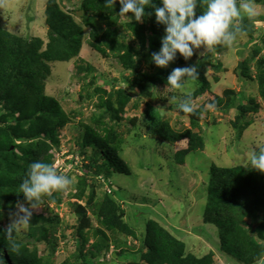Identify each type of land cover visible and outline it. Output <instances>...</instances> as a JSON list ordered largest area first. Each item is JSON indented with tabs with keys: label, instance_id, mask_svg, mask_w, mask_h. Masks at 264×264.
I'll return each mask as SVG.
<instances>
[{
	"label": "trees",
	"instance_id": "1",
	"mask_svg": "<svg viewBox=\"0 0 264 264\" xmlns=\"http://www.w3.org/2000/svg\"><path fill=\"white\" fill-rule=\"evenodd\" d=\"M105 3L106 0H83L78 10L82 11V22L79 23L73 14L63 10L55 0H49L46 12L47 23L50 26L47 43L38 37L14 35L0 25V220L3 219L2 210L9 203L15 206L14 204L22 202L28 206L23 194H19V185L30 164L37 160L54 163L56 156L52 151L60 145L61 130L71 123L72 116L82 114L76 111L66 112L55 97L46 93V86L51 76V64L68 63L80 53L86 35L85 27L90 29L87 35L89 46L101 55H112L121 65L122 75L129 73V77L122 76L129 90H138L148 96L159 95L162 102L169 101L174 95V89L171 86L167 88V78L173 69L160 68L152 62L151 67L154 71L151 73L144 72L141 67L144 60L151 59L152 53L160 50L165 26L156 23L153 13L150 17L146 16L143 22L133 20L124 23V30H121L118 27L120 20L118 13L121 7L118 0L115 8L107 7ZM153 3L163 6L161 0H153ZM205 10L206 5L203 4V0H199L197 16L203 14ZM131 15L129 13V16ZM103 23L107 25L106 29H103ZM239 26L242 33H249L251 37L254 35L245 21ZM128 35L138 43L137 48L123 40ZM252 49L249 60L241 64V68L244 69L242 73L251 79L253 76L247 64L255 60L260 47L254 45ZM189 61L178 55L174 63L186 65ZM207 63L206 57L199 59L200 86L190 95L197 111L194 114L181 112L190 116V128L177 131L169 122L160 119H156L150 128L155 136L171 144L187 143V147L175 153V161L178 165H184L190 153L203 151L206 146V133L202 128L201 118L206 95L212 96L211 84L205 77ZM75 67L78 73L85 72V76L92 71L90 66L86 67L82 64H76ZM254 79L258 84L259 95L264 99V57L255 66ZM89 83L97 85L94 79ZM94 93L100 95L96 107L102 113L91 117L92 125L80 124L85 130L80 144L81 154L85 158L90 156L91 164L95 166L93 176L96 179L101 175H105L104 178L108 179L111 172L128 175L130 171L127 165L118 157L119 137L106 122V118L111 116L112 121L122 120V114L131 102L130 93L123 88L116 90L113 88L109 93L105 86H97ZM226 94L231 98V102H239L240 114L236 117L233 126L239 128V133H242L246 129L241 126L242 116L250 111H258L260 106L246 105L245 101L248 98L245 91L239 93L227 91ZM92 96L87 94L88 98ZM225 99L214 95L212 102L220 107L225 103ZM249 101L254 103L252 99ZM194 129H198V132ZM88 148L92 149L89 156ZM100 161L102 164H99ZM84 172L85 177L80 178L74 197L78 200L87 198L88 208L83 205L78 206L81 216L88 219L87 210H89L103 226L94 232V236L103 238L102 243H95L87 254L83 252L89 241L83 232L86 227L85 225L79 227L78 234L83 244L76 258L80 255L83 262L91 263L100 257L101 248H108L104 242L108 233L132 238L136 237L137 233L124 220V210L113 197L116 192L111 196L112 190H110L102 199H97L96 185H91L89 181L91 174L87 170ZM58 173L61 174V171ZM58 197L59 192L45 196L42 206L48 203L59 204ZM241 198L247 207L238 209L236 203L240 202ZM258 210L262 213H258ZM243 216L259 219L256 237L242 226ZM39 221L43 223L38 225ZM55 222L56 218L53 217L33 215L29 234L24 236V239L19 235L15 241L20 244L19 253L10 251L13 242L6 239L3 235L5 228L0 227V251L5 264L48 263V260L38 256L36 249L31 250L30 247L32 244L46 241H49L50 245L55 234L53 231ZM204 223L215 225L217 230L219 229V243L211 241L212 248H209L211 250L208 254L198 257L188 250L187 242L174 236L158 221L148 220L145 238L147 251L144 252V248L140 249V260L142 259L144 264H216L217 249L227 263L255 264L256 258L264 252V244L257 238L264 241V172L246 169L240 165L235 167L214 165L211 169ZM49 248L50 254L54 255L56 246L51 245ZM63 264H70L69 260Z\"/></svg>",
	"mask_w": 264,
	"mask_h": 264
},
{
	"label": "rangeland",
	"instance_id": "2",
	"mask_svg": "<svg viewBox=\"0 0 264 264\" xmlns=\"http://www.w3.org/2000/svg\"><path fill=\"white\" fill-rule=\"evenodd\" d=\"M55 1L63 10L73 14L77 22H82V11L78 10L83 0ZM48 2L49 0H3V4L0 5V25L14 35L38 37L47 43L50 29L46 13ZM253 2L256 15L251 19L245 17L242 21L248 24L254 35L251 37L249 33H242L233 47H218L214 55L208 54L211 56L208 58L205 77L211 84L212 96L206 95L204 105L212 102L214 95L226 98V101L214 112H203L201 122L206 133L205 149L190 153L184 165L176 163L175 153L187 147V143L171 144L155 136L150 128L156 119H160L169 122L175 130L183 131L191 126L190 116L183 115L169 101L162 102L159 95L148 96L138 90H129L126 82L122 80V76L129 77V73L122 75V67L112 55H101L89 46L87 36L89 28L85 27L86 35L82 49L75 59L68 63L51 64V76L48 78L46 93L55 97L66 112L76 111L82 114L72 116L71 123L60 132V145L52 151L56 156L54 163L57 171L74 178V182L67 191L59 192V204L48 203L34 210L33 214L56 218V224L53 225L55 234L50 245L49 241H46L32 244L30 247L31 250L36 249L42 259L48 260L45 264H63L68 260L70 264H144V261L140 260V249L144 248V252L147 251L146 223L151 219L158 221L174 236L187 242L188 250L198 257L208 254L211 250L209 248H212L211 241L219 243V229L217 230L215 225L204 223L211 169L214 165L239 166L258 144H264V99L259 95L258 84L254 79L255 66L264 57V0ZM242 21H238L239 25ZM126 22L129 20L120 18L118 27L124 30ZM102 27L106 29L107 25L103 23ZM123 40L135 48L138 47V43L134 42L130 35ZM254 45H258L260 51L255 60L247 64L253 76L251 79L242 73L244 69L241 68V64L249 60ZM201 52H204L203 48L186 65L173 62L168 68L197 65L199 59L205 57L200 55ZM76 64L90 66L92 71L87 76L85 72L78 73ZM141 67L144 72L154 71L151 59L144 60ZM93 79L97 85L89 83ZM97 86H105L109 93L113 88L115 90L123 88L130 93L131 102L122 114V120L112 121L111 116L106 118V122L119 137L118 157L127 165L130 171L128 175L111 172L108 179L104 178L105 175L96 179L93 176L95 166L89 159L92 149L88 148L89 158L81 154L80 144L85 130L80 124L92 125L91 117L102 113L96 107L100 96L94 93ZM199 86L198 80L189 83L183 94L174 89L173 96L180 102L194 93ZM227 91L235 93L245 91L248 98L245 104L260 106L258 111H250L242 116L241 126L246 128L242 133H239V128L233 126L240 114L239 102H231ZM88 93L93 96L88 98ZM251 99L254 101L253 104L249 101ZM194 131L198 132V129ZM99 164H102V161ZM85 170L91 174L90 184L96 185L97 199H102L110 190L111 196L116 192L113 197L124 210V220L137 233L134 238L108 233L107 239H104L108 248H101L100 257L91 263L83 262L80 255L76 258L83 244L78 234L81 225H85L83 232L89 239L84 247L85 254L95 243L103 241L101 236H94L95 230L103 227L97 217L87 210L88 219H85L79 211V205L88 208L87 198L78 200L74 197L80 178L85 177ZM14 205L9 203L2 210L3 219L0 220V227L6 229L12 223L11 216L17 210V203ZM246 205L242 198L236 203L238 209L245 208ZM258 213L262 212L258 210ZM242 219H244L242 226L256 237L259 219L248 216H243ZM38 223L40 225L43 222ZM29 232L30 228L20 235L24 239ZM257 238L264 244L263 240ZM51 245L56 246L54 255L50 254ZM216 252V264H231L225 262L217 249Z\"/></svg>",
	"mask_w": 264,
	"mask_h": 264
},
{
	"label": "clouds",
	"instance_id": "3",
	"mask_svg": "<svg viewBox=\"0 0 264 264\" xmlns=\"http://www.w3.org/2000/svg\"><path fill=\"white\" fill-rule=\"evenodd\" d=\"M121 19L143 22L146 16L153 13L156 23L165 26V34L161 38V48L153 52L151 62L160 68H168L179 56L189 61L197 55L207 59L214 55L218 47L231 48L242 29L238 21L245 17L251 19L256 15L253 0H203L206 10L197 16L199 0H161L163 6H157L153 0H118ZM3 0H0V5ZM117 0H106L105 6L114 7ZM152 9V11H146ZM129 13L132 15L129 16ZM211 54V55H208ZM199 79L198 64L190 67L174 68L167 78V88L179 90L181 94L189 85ZM184 114H194L197 109L190 96L178 102L177 97L169 99ZM217 104L213 101L204 105L205 112L215 111ZM246 169L264 172V144H258L247 159L240 165ZM74 178L59 174L55 163L40 160L32 162L25 177L19 185V194H23L28 206L18 202L16 212L12 214V223L4 230V236L12 241L10 251L19 253L20 244L16 243L18 236L31 225L34 210L42 208L45 196L53 192L67 191ZM0 264H5L0 251ZM255 264H264V252L256 258Z\"/></svg>",
	"mask_w": 264,
	"mask_h": 264
}]
</instances>
